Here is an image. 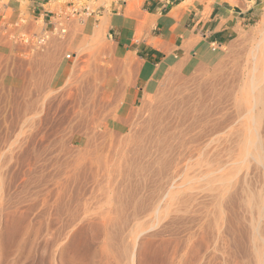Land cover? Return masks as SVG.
<instances>
[{"label": "rangeland", "instance_id": "374dc122", "mask_svg": "<svg viewBox=\"0 0 264 264\" xmlns=\"http://www.w3.org/2000/svg\"><path fill=\"white\" fill-rule=\"evenodd\" d=\"M110 1L0 0V264H264V0L149 67Z\"/></svg>", "mask_w": 264, "mask_h": 264}, {"label": "crops", "instance_id": "0c3cea01", "mask_svg": "<svg viewBox=\"0 0 264 264\" xmlns=\"http://www.w3.org/2000/svg\"><path fill=\"white\" fill-rule=\"evenodd\" d=\"M184 1L111 0L107 8H99V11L105 14L103 18L110 20V37L119 47L133 52L146 67L182 52L194 27L207 43L222 45L247 25L252 14L249 0H212L188 5L187 9ZM44 2L35 0L34 8L45 12L40 8ZM188 21H192V25ZM139 25L144 28V35L137 41L134 37Z\"/></svg>", "mask_w": 264, "mask_h": 264}, {"label": "bare ground", "instance_id": "6f19581e", "mask_svg": "<svg viewBox=\"0 0 264 264\" xmlns=\"http://www.w3.org/2000/svg\"><path fill=\"white\" fill-rule=\"evenodd\" d=\"M189 1V0H188ZM185 2V1H184ZM183 2V4H186V3H184ZM186 2H187V0H186ZM191 2V1H190ZM182 13V12H181ZM175 14H177V13H175ZM174 15V14H173ZM110 23V20L108 19V18H101V20H100V26L101 27H106V25H108ZM63 32V31H62ZM65 32V31H64ZM263 37V36H262ZM262 39V38H261ZM156 45V44H155ZM264 53V52H263ZM262 55V54H261ZM260 55V56H261ZM262 57V56H261ZM264 57V56H263ZM264 60V59H263ZM256 67V66H255ZM255 67H254V69H255ZM262 69V68H261ZM256 70V69H255ZM264 71H261V72H259L258 73V75H257V77H255L254 76V78L255 79H252V82L253 83H256L257 81H258V76L260 77V75H264V73H263ZM264 77V76H263ZM250 78V77H249ZM179 80H181V79H179ZM254 80H255V82H254ZM202 84V83H201ZM154 86V84H153V82L151 81V80H148L147 81V83H146V85H145V87H144V90H145V88L146 89H152V87ZM252 86H253V84H252ZM253 88V87H252ZM254 90H255V88H254ZM149 91V90H148ZM264 91V87L262 88V87H260V86H257V96H256V94L254 95V97H257V99L260 101V100H262L261 99V94H263L262 92ZM147 96H148V94H147ZM173 96V95H172ZM202 98V97H201ZM252 98H253V92H252ZM257 99H255V101L257 100ZM258 100H257V102H258ZM254 101V102H255ZM250 102V101H249ZM253 102V101H252ZM160 103V102H159ZM157 105H159L158 103H156ZM154 107H156V106H154ZM155 110V109H154ZM165 110V109H164ZM134 111H135V109H134ZM212 112V111H211ZM249 116V115H248ZM251 116V115H250ZM129 117V116H128ZM132 117V116H131ZM134 117V116H133ZM155 118V117H154ZM126 119H127V117H126ZM123 120V119H122ZM127 122V121H126ZM253 126V125H252ZM165 127V126H164ZM164 132V131H163ZM250 133V132H249ZM251 141V140H250ZM250 144V143H249ZM256 149V148H255ZM247 150V149H246ZM256 151V150H255ZM246 154V153H245ZM260 161V160H259ZM261 163V162H260ZM262 166V165H261ZM262 198V197H261ZM234 199V198H233ZM257 199V198H256ZM260 201V200H259ZM62 203V202H61ZM61 209V208H60ZM260 212V211H259ZM239 219V218H238ZM256 226V225H255ZM258 227V226H257ZM257 229V228H256ZM110 233V232H109ZM263 233V232H262ZM255 234V233H254ZM252 235V234H251ZM253 239V238H252ZM136 240V239H135ZM238 240V239H237ZM30 242V241H29ZM257 242V241H256ZM134 244V243H133ZM10 248V247H9ZM256 251V250H255ZM103 254V253H102ZM131 260H133V259H131ZM69 263V262H68ZM132 263H133V261H132Z\"/></svg>", "mask_w": 264, "mask_h": 264}, {"label": "built area", "instance_id": "2783aa9c", "mask_svg": "<svg viewBox=\"0 0 264 264\" xmlns=\"http://www.w3.org/2000/svg\"><path fill=\"white\" fill-rule=\"evenodd\" d=\"M50 11H52V10H49L48 12H50ZM50 17L51 18H54V17L57 18L56 21L50 20L51 26L53 28V31H55V33L58 32L59 29H61V31H65L66 23L63 22V21H61L62 18L60 17V15H59L58 12H54L53 11L52 16H50ZM63 26H65V27H63ZM47 34L48 33L45 32V35L43 33H40V34L36 35V37H37V43L39 44V45L38 44L37 45L39 47H41V46H43L45 44L44 42L48 38V35ZM66 56L69 57L70 54L67 53Z\"/></svg>", "mask_w": 264, "mask_h": 264}]
</instances>
